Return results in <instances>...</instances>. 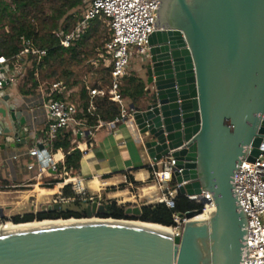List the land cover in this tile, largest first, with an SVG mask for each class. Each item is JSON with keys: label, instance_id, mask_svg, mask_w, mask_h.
<instances>
[{"label": "water", "instance_id": "water-1", "mask_svg": "<svg viewBox=\"0 0 264 264\" xmlns=\"http://www.w3.org/2000/svg\"><path fill=\"white\" fill-rule=\"evenodd\" d=\"M158 1L146 54L144 77L150 89L142 99L147 102L140 109L129 104V119L144 138L150 163L165 157L175 161L178 194L196 196L202 204L208 200L201 194H211L209 221H191L202 210L179 214L185 220L181 235L115 219L2 233L0 264L250 260L248 217L236 195V170L244 160L253 162L264 142V0ZM9 117L24 125L20 111L11 110ZM86 136L88 131L76 138ZM103 212L104 205L85 208L87 219ZM125 214L139 217L141 211L126 208ZM6 219L0 208V221Z\"/></svg>", "mask_w": 264, "mask_h": 264}, {"label": "built area", "instance_id": "built-area-1", "mask_svg": "<svg viewBox=\"0 0 264 264\" xmlns=\"http://www.w3.org/2000/svg\"><path fill=\"white\" fill-rule=\"evenodd\" d=\"M158 6V0H90L70 30L54 32L59 46L69 48L89 29L95 19L106 24L108 37L98 54V61L100 60L103 67L109 70V84L102 87L99 82L90 84L86 75L81 77L79 93L82 90L85 93L83 102L87 114L93 115L96 98L106 97L121 110L120 116L108 122V125L125 122L131 117L132 111L124 104L121 86L123 79L130 74L128 69L132 49L135 48L140 55H146L148 52V38L156 30L153 25ZM19 48L18 55L13 59L0 56V93L2 96L7 95L10 100L8 86L25 81L28 77L25 70L31 67H35L33 79L37 82V86L34 97H25L19 91L23 99L24 112L17 110L9 100L4 102L0 97V104H7L9 116L11 110L20 111L21 116L25 114L27 119L24 122L26 127L21 133L3 138L4 145H7L11 152L0 160V168L10 166L16 171L23 170L27 178L16 183H0V193H22L26 189L35 188L56 189L55 193L48 195L47 200L41 201V212H46L54 206L59 207L58 211H61L76 203L84 205L85 208L93 203L97 206H105L109 201L99 194L90 193L84 179L73 176L65 167V158L71 152L78 150L82 154L92 147L90 139L93 133L105 122L99 120L94 128L86 127L81 119H77L80 112L79 95L76 100H72L70 99L72 91L62 82L53 81L45 86L40 80L38 68L47 55L46 49H40L33 41L24 38L20 39ZM55 96L60 98L56 99ZM40 117L43 119V128L39 135L37 120ZM2 131L0 129V135ZM68 131L72 134L70 147L55 148L53 144L59 133ZM84 131H88L90 136L80 139L82 140L80 142L76 136ZM259 151L260 154L253 162L244 160L236 170V195L240 199L242 212L248 217L250 260L243 264H264V142L261 143ZM174 166L173 158L165 157L157 164L150 163L148 168L149 181L159 193L157 203L164 204L168 209L173 208L174 199L178 194V185L173 177ZM67 186L69 195L63 193ZM129 186L133 189V184ZM201 195L208 200V203H200L196 196L187 198L200 203L202 213L208 211L211 214L214 211L211 194L203 192ZM97 215H93L91 219H101ZM5 217L9 218L7 215ZM174 222L176 224L174 235H181L185 220L175 216Z\"/></svg>", "mask_w": 264, "mask_h": 264}, {"label": "trees", "instance_id": "trees-1", "mask_svg": "<svg viewBox=\"0 0 264 264\" xmlns=\"http://www.w3.org/2000/svg\"><path fill=\"white\" fill-rule=\"evenodd\" d=\"M65 5L58 6L57 8H52L50 20L52 21L51 27L48 33H44V35L39 36L38 33L35 32L33 25L29 21V17L34 11L32 8L35 7L36 3L39 0H9L6 2L4 0H0V27H5L3 23L7 22L10 26L9 30L0 34V56H3L7 59H13L16 55H18L20 48L19 42L21 38L31 40L33 43L40 49H46L47 55L44 58L43 64L38 68L39 70L47 63L55 59L56 57H61L62 54L71 53L74 49V46H70L69 48H62L59 46L58 39L54 36V32L58 30H62L67 32L70 28L68 23L65 24L64 27L60 28L59 22L64 17H66L65 21L73 20V24L77 21L78 17H75L76 13H70L67 16L69 11L75 10L77 7H82L85 9L87 3L84 0H62ZM83 9V11H84ZM82 11V12H83ZM101 20L95 19L93 23H99ZM73 26V25H72ZM88 33L86 30L75 43H78L82 37ZM12 64V62H11ZM35 71V67H31L28 70V78L30 79V87H26V82L22 84L20 87V92L25 97H34L35 89L37 86V82L33 79V73ZM103 73L107 75L109 79V70L103 69ZM109 82V81H108ZM74 86V85H73ZM145 85L143 81L136 75L130 73L126 78L123 79L121 86V95L124 100H128L130 104H134L136 106L138 100L142 98L145 94ZM56 99H59V96H55ZM75 94L71 95L70 99L74 100ZM79 109L80 112L77 115V119H81L84 122V125L88 128H94L97 125V122H111L115 118L120 116V107L109 101L106 97L96 98L95 105L96 109L93 115L87 114L85 111V93L84 91H80L79 93ZM72 134L70 131L68 132H60L58 138L54 142L55 148H63L67 149L71 145ZM82 154L75 150L71 152L65 158V167L70 173L75 176L79 171V162ZM129 180L135 185L139 186L138 183L129 178ZM122 188V186H121ZM65 195H69V187H65L63 190ZM74 207L75 209H71ZM202 205L196 201L189 200L186 196H182L177 194L174 199V206L172 209H168L162 203L144 205L140 208L141 214L139 217H130L125 214L126 205H117V203L112 200L109 201L104 206V212L98 214L97 216L101 219H115V220H128L130 218H137L143 222H151L159 225H163L166 227L174 228L176 226L174 222V217L179 214H184L189 211H197L201 210ZM85 207L80 203H76L72 206H69L61 211H55L53 209L48 210L46 212H38L36 214L27 213L23 216L15 215L10 218L11 223H25L32 222L34 220H56V219H81L85 217Z\"/></svg>", "mask_w": 264, "mask_h": 264}, {"label": "crops", "instance_id": "crops-1", "mask_svg": "<svg viewBox=\"0 0 264 264\" xmlns=\"http://www.w3.org/2000/svg\"><path fill=\"white\" fill-rule=\"evenodd\" d=\"M138 77L145 85L144 90L148 91L150 88L145 84L144 73H139ZM141 99L136 104L138 109L143 107L140 103L144 105ZM15 106L17 110L24 112L23 102ZM0 109L3 110V113H0V129L3 130L2 135H0L2 138L0 141V160H2L11 152L10 148L4 145L3 138L21 133L23 131L22 128H25L26 124L20 125L18 121L13 123L8 114L9 110L3 106ZM24 115L23 117L26 121V115ZM107 123L105 122L101 128L93 133L90 139L92 147L82 153L79 171L75 176L84 179V183L90 193L99 194L106 201L114 200L118 205L129 204L132 199L135 200L134 202H136V199L140 202L147 200V203L143 202L145 203L143 205L153 204L155 203L154 201L157 202L159 193L156 187L153 185L148 186V183H150L148 170L150 162L142 146L144 138L139 135L130 119L114 125H108ZM42 128L43 119L40 117L37 120L39 135ZM82 147L84 148V146ZM22 171L13 170L10 166H3L0 168V181L3 183H16L26 180L27 176ZM129 178L138 183L139 186H135ZM129 184H133L134 188L131 189ZM148 187L152 189L147 191L146 188ZM55 190L50 191L53 192ZM47 191L48 189H38L36 192L38 200H47L48 196L44 195ZM130 192H133L134 195ZM17 197L22 198L23 196L8 197L7 201L0 202V208H3L5 215L10 216L12 214L15 209V207H12L13 203H22V200L19 202H8V200Z\"/></svg>", "mask_w": 264, "mask_h": 264}, {"label": "rangeland", "instance_id": "rangeland-1", "mask_svg": "<svg viewBox=\"0 0 264 264\" xmlns=\"http://www.w3.org/2000/svg\"><path fill=\"white\" fill-rule=\"evenodd\" d=\"M6 2H9V0H4ZM86 3L90 0H84ZM64 4V1L62 0H39L38 3H36L35 7L32 9L34 10L32 14L29 17L30 23L33 25L35 32L38 33L39 36L44 35V33H48L49 29L51 27L52 21L50 20L51 10L52 8H57L58 6H61ZM66 7V4H64ZM84 8L77 7L75 10L69 11L67 16L70 15V13H76L75 17H78ZM66 17H64L59 22V27L62 28L65 26L66 23H68V26H70L69 30L73 27V20H67L65 21ZM5 26L0 27V34L4 33L5 31L9 30L10 26L7 22L3 23ZM59 31V30H58ZM108 37V30L106 27V24L103 22L99 23H93L90 25L88 29V33L85 35V37H82L78 43H75L74 50L71 53L62 54L61 57H56L55 59L50 60L45 67L41 68L39 70V77L42 82L45 83V86L47 84L53 82V81H60L62 82L66 87L70 88L71 94H75L74 100L78 98L79 95V86L81 85L80 79L83 77V75H86L87 80L90 84H99L102 87H106L109 84V79L107 75L103 74L106 73L103 71L104 67L102 65V62L98 61V54L101 51V47L104 43V41ZM136 49H132V56L130 57V64L128 72L132 73L136 76L139 75V73H145V65L147 64L148 60L146 55H140L138 52L135 51ZM29 68L25 70L26 73H28ZM24 81V80H23ZM18 82L16 85H9L8 89L10 92V103H13L15 105H20L23 102V99L21 95L19 94L20 87L22 86V82ZM26 87H30V79L27 77L25 78ZM74 85V86H73ZM144 104L147 102V99L143 100L141 99ZM130 104L126 99L124 101V104ZM6 104V103H5ZM142 106L143 104L140 103ZM3 107H6V105H2ZM2 138L0 137V141ZM0 183L3 184L2 181ZM148 186H152L153 183H148ZM154 186V185H153ZM134 188V186H133ZM39 188L33 189H26L22 193H9L4 194L0 193V202L7 201L10 197L14 196H23L22 198H12L8 200V202H19L22 200V203L16 204L13 203L12 207H15L12 214L7 218L5 221H0V224H5L7 222H11L10 218L19 215L23 216L27 213H38L41 212V201L38 200L36 192ZM33 190V191H32ZM132 195H134L133 192H130ZM131 195V196H132ZM9 197V198H8ZM37 199V200H36ZM132 202L129 204H126V208H133L138 207L141 208L144 206L143 202H146L147 200H143L142 202L132 199ZM156 204L157 202L154 201ZM147 203V202H146ZM118 205V204H117ZM150 205V204H147ZM85 207V206H84ZM2 208V207H1ZM71 209H75L74 207H71ZM17 213V214H14ZM8 217V216H7ZM132 217V216H130ZM97 218V217H95ZM74 219V218H72ZM81 219H87L86 217H83ZM77 220V219H75ZM131 220H138L137 218H130ZM174 229V228H173ZM174 233V230H173Z\"/></svg>", "mask_w": 264, "mask_h": 264}, {"label": "bare ground", "instance_id": "bare-ground-1", "mask_svg": "<svg viewBox=\"0 0 264 264\" xmlns=\"http://www.w3.org/2000/svg\"><path fill=\"white\" fill-rule=\"evenodd\" d=\"M152 188L148 187L146 188L147 191H150ZM55 191H50L48 190L44 195H50L52 193H55ZM142 194V193H141ZM211 214L208 211H205L197 216H195L191 221L194 222H206L209 221ZM96 222V221H110V220H99V219H81V220H75V219H69L67 221H63L62 219H57V220H42V221H37L34 220L32 222L28 223H18V224H13V223H5V224H0V234L2 233H9V232H15V231H21V230H28V229H36V228H43V227H48V226H53V225H59V224H67V223H76V222ZM126 223L135 225V226H140V227H145L157 231H161L167 234H174L173 233V228L166 227L163 225L159 224H151V223H143L138 220H130L127 221Z\"/></svg>", "mask_w": 264, "mask_h": 264}]
</instances>
